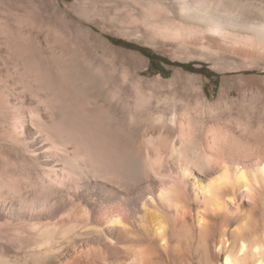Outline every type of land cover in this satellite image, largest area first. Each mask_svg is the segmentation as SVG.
Instances as JSON below:
<instances>
[{
	"label": "rangeland",
	"instance_id": "1",
	"mask_svg": "<svg viewBox=\"0 0 264 264\" xmlns=\"http://www.w3.org/2000/svg\"><path fill=\"white\" fill-rule=\"evenodd\" d=\"M121 1L0 0V100L6 89L15 93L9 103L0 102L1 196L20 188H41L43 184L41 162L17 141L25 131L21 117L31 112L35 120L37 117L42 120L45 115L42 112L44 115L40 117L32 111L30 97L36 87L33 91L26 89L30 76L40 78V85L57 92L76 109L87 110L89 103L94 102L100 114L113 113L120 123L118 126L123 128H120L121 133L124 130L123 134L127 135V129L132 131L134 147L141 153L147 151L152 160L157 159L159 152L164 153L168 145L162 139H159L161 147L148 144L143 141L148 133H143L148 127L159 125L161 116L169 119L174 129L170 143L178 140L180 134L199 141L204 162L217 171L213 179L219 177L218 171L223 167L218 152L221 142L238 145L242 149L241 159L252 170L258 169L264 160V86L246 82L251 77L264 78V72L228 70L223 63L237 60L233 55L217 54V47L201 44L195 38L179 40L169 32L163 35L155 32L143 21L146 9L141 1ZM243 1L254 6L253 15L264 17V0ZM156 8V13L172 18L171 13ZM172 23L176 24L174 21L170 25ZM131 30H138L139 34L123 33ZM115 40L133 47L119 45ZM139 48L149 49L171 63L205 68L215 77L151 63ZM153 66L163 70L162 73L155 72ZM79 95L82 96L79 98ZM24 96H28L25 102ZM82 97L85 100L81 101ZM64 115L55 118L64 117L62 120L74 122L75 127L79 124L83 132L87 130L76 120L77 115H69L71 121ZM74 116L76 119L72 118ZM27 130L25 134L30 133ZM243 190L240 195L243 211L234 218L231 229L239 230L249 248L257 246L264 254V189L257 194ZM5 213L0 203V264H57L56 259L73 244L72 241L60 242L50 248H38L29 241L22 243L13 224L7 225L10 220L6 221ZM190 225L193 228H187L189 231L180 232L187 240L182 260L179 256V260L174 261L178 253L173 249L164 253L158 251L162 253L158 260V252H153L147 246L149 242L140 238L137 243L138 256L143 258L140 264H225L227 254L217 246L220 237L217 227L202 236L195 219ZM77 239L75 242L79 243ZM236 239L229 236L228 243L233 244ZM130 253L132 251L123 248V255ZM250 260L249 256L247 261Z\"/></svg>",
	"mask_w": 264,
	"mask_h": 264
},
{
	"label": "bare ground",
	"instance_id": "2",
	"mask_svg": "<svg viewBox=\"0 0 264 264\" xmlns=\"http://www.w3.org/2000/svg\"><path fill=\"white\" fill-rule=\"evenodd\" d=\"M139 1L146 9L142 19L153 31L162 35L169 32L179 40L195 38L201 44L217 47V54L233 55L237 60L223 63L222 59L228 70L264 72V17L253 15L255 8L250 3ZM156 6L171 13L172 18L156 13ZM174 21L176 24L170 25ZM123 33L139 34L138 30ZM39 79L30 76L28 88L20 89L33 91L36 87L30 97L32 111L39 116L45 114L44 118L37 117V121L30 116L31 112L21 117L25 131L19 132L17 141L41 162L43 184L41 188H20L14 194L0 195L6 221L10 220L7 225L13 224L22 243L29 241L38 248H50L72 241L64 255L56 259L57 264H140L143 258L138 256L137 243L144 238L155 253L173 249L178 253L175 261L182 260L187 244L180 232L193 228L190 221L195 219L199 235L217 227L220 232L217 246L227 254L225 264H264L261 248H249L239 230L231 229L234 218L243 211L242 190L257 194L264 189V160L258 169L252 170L241 159L242 149L238 145L221 142L218 152L223 167L218 171L219 177L213 179L217 171L204 162L199 141L180 134L178 140L169 142L174 129L165 116L160 117L159 125L147 126V132L143 133H148L143 136L148 144L161 147L159 139H162L168 145L167 152L161 154L158 150L157 159L152 160L147 151L141 153L134 147L132 131L127 129V135L124 130L121 133L123 128L113 113L100 114L94 102L89 103L87 110L76 109L57 92L40 85ZM246 82L264 86V78L251 77ZM3 93L0 100L3 104L9 103L15 94L11 89ZM63 114L70 121L69 115H77V119L72 118L87 130L83 132L79 124L75 127L74 122L62 120V116L61 120L55 118ZM27 128L29 134H25ZM230 156L234 159H229ZM229 236L237 237L236 242L228 243ZM123 248L132 253L123 255ZM161 254L156 255L158 260ZM249 256L251 260L247 261Z\"/></svg>",
	"mask_w": 264,
	"mask_h": 264
},
{
	"label": "trees",
	"instance_id": "3",
	"mask_svg": "<svg viewBox=\"0 0 264 264\" xmlns=\"http://www.w3.org/2000/svg\"><path fill=\"white\" fill-rule=\"evenodd\" d=\"M115 43H118L119 45H126V46H129V47H133L129 44H125V43H122L121 41H117L115 40L114 41ZM139 51L144 54L147 58L150 59L151 63H158V64H166V65H171V66H177V67H181L182 69L184 70H187V71H190V72H194V73H199L207 78H213L215 77V75L210 72L209 70H206L205 68H196L194 67L193 65L191 64H177V63H171L163 58H161L160 56L156 55V54H153L151 52V50L149 49H146V48H139ZM153 70L157 73H162L163 70L161 69H156L154 68L153 66Z\"/></svg>",
	"mask_w": 264,
	"mask_h": 264
}]
</instances>
